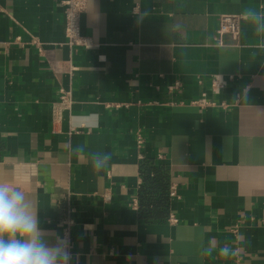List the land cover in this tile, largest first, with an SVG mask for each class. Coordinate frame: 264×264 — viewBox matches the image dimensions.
I'll return each instance as SVG.
<instances>
[{"label":"crops","instance_id":"1","mask_svg":"<svg viewBox=\"0 0 264 264\" xmlns=\"http://www.w3.org/2000/svg\"><path fill=\"white\" fill-rule=\"evenodd\" d=\"M61 1L0 0V182L51 244L76 219L70 264H264V37L244 19L216 40L222 15L264 0H88L90 47L67 44Z\"/></svg>","mask_w":264,"mask_h":264},{"label":"clouds","instance_id":"2","mask_svg":"<svg viewBox=\"0 0 264 264\" xmlns=\"http://www.w3.org/2000/svg\"><path fill=\"white\" fill-rule=\"evenodd\" d=\"M241 15L254 27L258 36L264 37V10L246 8ZM258 47H264V40ZM85 146L78 145L74 152L79 155ZM111 159L106 152H93L90 162L94 171L105 169ZM216 246L209 241L202 254L211 256ZM238 252L225 244L218 249L224 258L235 256ZM71 253L62 242L51 244L29 195L17 187L0 182V264H70Z\"/></svg>","mask_w":264,"mask_h":264},{"label":"built area","instance_id":"3","mask_svg":"<svg viewBox=\"0 0 264 264\" xmlns=\"http://www.w3.org/2000/svg\"><path fill=\"white\" fill-rule=\"evenodd\" d=\"M88 0H62L61 6L65 15V35L67 44L72 47H90L93 43L81 33V16L87 9ZM245 18L242 15H222L220 17V25L217 31L216 40L222 44L223 37L230 35L234 40H238L241 33V23ZM16 42L21 43V39L17 38ZM33 44H39L36 39L32 41ZM73 70H75L73 68ZM226 86V80L221 77H213L212 89L215 93H219ZM180 82H175L170 90L180 89ZM73 104V95L71 91L61 89L59 101L53 107V119L59 121L61 112L70 109ZM191 104L204 107L206 105H213L210 103L205 95L200 99L192 101ZM171 196H177L176 190L172 188ZM106 200V199H105ZM74 214V208L71 209ZM172 222H177L175 218L171 219ZM63 230V243L67 245L68 251L72 256L71 232L76 227L77 222L72 215L62 222Z\"/></svg>","mask_w":264,"mask_h":264},{"label":"trees","instance_id":"4","mask_svg":"<svg viewBox=\"0 0 264 264\" xmlns=\"http://www.w3.org/2000/svg\"><path fill=\"white\" fill-rule=\"evenodd\" d=\"M148 165H151L150 163H148Z\"/></svg>","mask_w":264,"mask_h":264}]
</instances>
